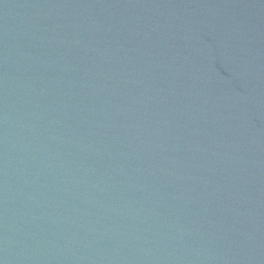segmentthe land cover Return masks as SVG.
I'll return each instance as SVG.
<instances>
[{
    "label": "water",
    "instance_id": "water-1",
    "mask_svg": "<svg viewBox=\"0 0 264 264\" xmlns=\"http://www.w3.org/2000/svg\"><path fill=\"white\" fill-rule=\"evenodd\" d=\"M0 264H264V0H0Z\"/></svg>",
    "mask_w": 264,
    "mask_h": 264
}]
</instances>
